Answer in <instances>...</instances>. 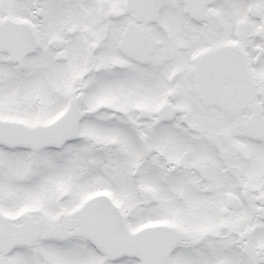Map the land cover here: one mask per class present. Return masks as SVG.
Wrapping results in <instances>:
<instances>
[{"label": "snow or ice", "instance_id": "obj_1", "mask_svg": "<svg viewBox=\"0 0 264 264\" xmlns=\"http://www.w3.org/2000/svg\"><path fill=\"white\" fill-rule=\"evenodd\" d=\"M0 264H264V0H0Z\"/></svg>", "mask_w": 264, "mask_h": 264}]
</instances>
